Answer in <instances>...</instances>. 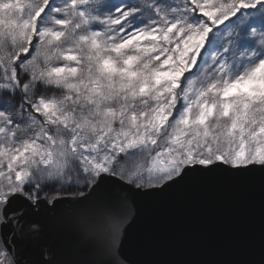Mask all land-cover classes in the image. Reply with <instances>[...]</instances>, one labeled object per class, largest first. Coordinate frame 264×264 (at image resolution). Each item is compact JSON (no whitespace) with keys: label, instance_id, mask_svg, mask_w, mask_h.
Segmentation results:
<instances>
[{"label":"snow or ice","instance_id":"6c2138e0","mask_svg":"<svg viewBox=\"0 0 264 264\" xmlns=\"http://www.w3.org/2000/svg\"><path fill=\"white\" fill-rule=\"evenodd\" d=\"M0 264H264V0H0Z\"/></svg>","mask_w":264,"mask_h":264},{"label":"water","instance_id":"95a60500","mask_svg":"<svg viewBox=\"0 0 264 264\" xmlns=\"http://www.w3.org/2000/svg\"><path fill=\"white\" fill-rule=\"evenodd\" d=\"M210 225L208 235H182L178 237L171 249L162 253L160 259H188V260H212L225 258L221 252L222 245L211 235Z\"/></svg>","mask_w":264,"mask_h":264}]
</instances>
